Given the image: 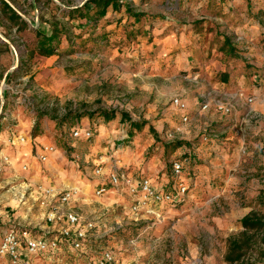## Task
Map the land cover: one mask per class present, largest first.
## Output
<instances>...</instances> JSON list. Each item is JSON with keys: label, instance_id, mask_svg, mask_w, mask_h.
<instances>
[{"label": "rangeland", "instance_id": "obj_1", "mask_svg": "<svg viewBox=\"0 0 264 264\" xmlns=\"http://www.w3.org/2000/svg\"><path fill=\"white\" fill-rule=\"evenodd\" d=\"M0 1L23 21L12 22L0 2V132L29 135L39 125L40 143L53 145L57 153L41 166L45 186L38 182L30 188L39 192L37 188L42 187H77L81 196L71 207L80 215L81 226L94 223L81 251L63 245L56 254L65 252L62 258L67 264H91L105 250L112 251L121 264H228V240L240 235V220L251 211L264 213L258 204L264 192V16L256 15L257 10L264 15V0H254L250 12L242 1L222 0L221 12L227 18L212 16L218 13L217 3L208 8L219 0H128L131 11L141 18L134 21L122 14L117 16L120 23L106 27L99 23L96 34L102 30L114 33L117 44L108 46H95L98 43L91 41L81 45L79 41L87 38L86 25L78 20L67 22L65 12L80 8L87 0ZM192 25L202 32L193 31ZM42 26L65 28L68 36L61 38L58 50L48 58L36 51L39 39L35 32ZM130 31L140 35L127 40ZM80 33L82 39H76ZM225 36L236 46L237 61H219L215 49L213 57L206 55L209 41ZM228 70L227 88L209 84L217 82L218 72ZM169 82L178 83L182 91L174 94ZM145 86L150 91L144 92ZM238 92L252 97V104L243 107L235 101ZM173 95L187 105L186 122L167 99ZM221 104L230 113L219 111ZM97 110L114 111L116 117L93 123L85 116L70 117L60 122L66 114ZM120 113L147 126L129 139L118 136L117 156L132 155L131 161L139 162L145 173L163 172L164 179L154 183L164 190L172 182V161L183 162L182 178L188 192L179 206L157 207L148 214L132 211V197L126 190L94 196L96 164L90 159L99 157V152L91 147L98 136L104 141L97 144L107 146L105 138L113 133L112 125L119 126ZM76 120L93 131L90 140L72 138ZM122 124V133H127L129 124ZM186 124L192 138L178 130ZM174 143H182L181 150L167 151ZM136 171L138 177L147 178ZM61 175L63 183H59ZM225 176L229 179L226 185ZM25 177L18 172L0 178L4 185L0 208L10 214L19 211L15 188L27 185ZM12 179L16 184H10ZM29 195L27 191L25 198ZM33 202L31 213L37 217L33 221L44 222L53 204H44L42 198ZM260 244L264 249V243ZM258 253L245 251L234 264H264V256Z\"/></svg>", "mask_w": 264, "mask_h": 264}, {"label": "built area", "instance_id": "obj_2", "mask_svg": "<svg viewBox=\"0 0 264 264\" xmlns=\"http://www.w3.org/2000/svg\"><path fill=\"white\" fill-rule=\"evenodd\" d=\"M234 100L241 102L243 107L249 106L253 102V98L245 95L243 92H238L234 95ZM232 104V103H231ZM172 107L182 113V121L186 122L187 105L179 98L172 100ZM205 108V106L203 107ZM217 109L223 113H230L229 107L224 105H218ZM80 133V135H77ZM71 136L75 140H90L93 137V131L88 128L74 127L71 130ZM168 139H172L171 134H167ZM32 141L33 154L36 159L41 162H47L52 155H55L57 150L53 145H46L37 143L29 135H21L18 133H10L7 136L6 144L11 148L20 144H24L27 140ZM114 152V151H113ZM116 152V150H115ZM183 162L179 160H173L171 163L172 169V182L167 190L163 189V186H158L155 183L148 184L149 178H133L128 174V170L121 166L118 158L111 159V163L107 171L97 164L94 166L92 175L95 178V190L94 196L102 197L116 191L117 193L126 190L129 196L132 197V211H145V213H153L157 207H170L174 208L182 204L188 192V187L185 180L182 178L184 173ZM11 166V159L0 152V175L4 172L5 168ZM22 170H26V166L21 167ZM135 182V190L131 188V184ZM42 193L45 196H52L56 198L59 204L69 206V208L63 212L65 223L64 227L58 230L55 234L42 233L35 238L27 237V232L23 231L19 236L17 228L14 226L8 229L0 238V255L1 259H6V264H34L31 260L32 257L45 254H55L60 250L63 245L70 246L75 251H81L83 249L84 241L89 231L94 228V223H84L81 220L80 215L73 211L71 205L76 202L81 196V191L77 187L68 188L57 195L53 196L52 189H43ZM79 195L75 200H72V196ZM23 196V195H21ZM1 215V214H0ZM61 214L57 211H50L45 220L48 223L61 220ZM9 241H11L9 243ZM31 241V243H30ZM43 245V247L32 248V243ZM5 246L8 247L7 252H3ZM18 246V247H17ZM91 264H121L114 253L110 250L103 251L98 258H96ZM181 264H200L199 261H185Z\"/></svg>", "mask_w": 264, "mask_h": 264}, {"label": "trees", "instance_id": "obj_3", "mask_svg": "<svg viewBox=\"0 0 264 264\" xmlns=\"http://www.w3.org/2000/svg\"><path fill=\"white\" fill-rule=\"evenodd\" d=\"M126 1L128 0H87L80 8L76 9H69L67 12H65V16L67 17V22L72 21H83L86 25V31L87 38L79 41L81 45H84L91 42H97L98 45L95 46H108L111 45V43H115L114 40V33L112 31H100L101 34H96V30L98 28L99 23L104 22L105 26H108L115 23H120L119 19H117L118 15H126L130 20H140L141 15L135 14L131 11L129 3ZM236 2H243V5H245V8L248 12H250L251 8H253V3L250 0H235ZM1 5L5 7V11L9 14V19L12 22H16V24H21L23 21L18 16V14L4 1H0ZM125 2V3H124ZM210 2V1H209ZM218 4L219 7L217 8L216 15H212L214 17L218 18H227L226 14H223L221 12L220 3H222V0H219L218 2H214L211 4V7L208 6V8L215 7L214 4ZM256 15H259V17L264 16L262 11L257 10ZM256 15H249L252 18H255ZM192 30L200 33L202 30L198 28L196 25H192ZM133 31H130V33L126 34L127 40H133L136 38V35H140L139 31L137 33H132ZM35 36L39 39L36 51L37 53L45 58L53 56L58 49L57 45L60 42L61 38L66 36V39L68 38L66 29H58L56 27H53L51 30L47 26H42L35 32ZM76 39L81 40L82 35L81 33L76 36ZM210 48L207 51V57L208 55L210 57H213L212 50H216L220 56L218 57L219 61L221 59H226L228 61H237L238 56L236 53H238L236 46L231 42V40L228 37H222L221 41L218 37H215L214 39H211L209 41ZM230 71H224V72H218L216 74V79L218 83L226 84L228 83V73ZM121 114V119L119 122L122 123H128L129 124V131L127 132L128 138L133 135L134 132L141 133L143 129L147 126V123L138 121H133L128 115L124 113ZM86 117L89 122H94L97 119H102L104 121H113L116 117V113L114 111H101L97 110L94 112H90L84 115L80 114H66L62 119H60V122H67L69 120H72L70 117H75L74 119H78L81 117ZM75 126L77 128H84L82 126V123H79L77 120L75 121ZM149 131L151 134H155V131L151 127H149ZM39 132V125H35L29 134L30 137L35 140L37 143H40L41 140H36V138L39 137L41 133ZM40 138V137H39ZM41 139V138H40ZM182 143H174L170 146L166 147V150H175L180 149ZM261 197L258 200V204L260 207H264V192L261 193ZM240 224L242 227V231L240 235L237 238H232L228 240V251L225 256V262L228 264H234L235 262H238L244 255L245 251H250L252 249L257 250L259 252L258 254L260 256H264V249L262 248L260 243H264V213L259 214L257 211H251L246 216H244L240 220ZM259 237L260 241H256L254 238Z\"/></svg>", "mask_w": 264, "mask_h": 264}, {"label": "crops", "instance_id": "obj_4", "mask_svg": "<svg viewBox=\"0 0 264 264\" xmlns=\"http://www.w3.org/2000/svg\"><path fill=\"white\" fill-rule=\"evenodd\" d=\"M251 2H256V1H252ZM259 1V0H257ZM240 2V1H239ZM229 6H232L231 4H228ZM194 38V37H193ZM195 41V39H193ZM195 42H193L194 44ZM195 45V44H194ZM194 48H198V46H194ZM193 48V50H194ZM208 49V48H207ZM211 84V86L213 88H217L219 89L221 88H227L229 86V83L223 84V83H209ZM189 112V111H188ZM118 122V121H115ZM159 123V122H157ZM122 125L123 124H119V126L112 125V134L108 135L107 133V139L105 138V142L107 144V146L105 147V145L103 143L101 144H97L100 143L104 137H102L101 141L98 140V138H100L101 136H98V138L96 139L97 141L95 142L94 146L91 147V150H95L96 152H99V157L97 158H91L90 161L94 164H100L103 168L104 171H107L109 168V165L111 163V159L113 158H117L119 159L120 164H123V166L128 170V174L130 177H135L136 178H140L138 176H140V174L138 173V171L136 170H141L139 172H143L145 174V176L149 179H154V181L157 183V179H164L165 174L163 172L160 173V171L158 170H154V172L150 171L145 173V171L143 169L140 168L139 162L133 163L132 160V155H130L129 157H126V159H122L121 157L117 156L116 153H114L113 151L116 150V143L118 140L117 138H119L118 136H120L119 140L122 139H127L128 135L125 131H123L122 133ZM162 125L159 124L158 127H161ZM101 127L98 128V131L100 130ZM144 130V129H143ZM121 131V133L119 132ZM9 132V131H8ZM8 132L5 130L4 132H0V152L4 153L5 155H7L10 159H11V166L9 168H5L4 172L0 175V178H2L3 176H7V174H12L14 173V175H16V173H20V175L26 176V181H27V185L28 187H22L20 190V186L15 188V193H16V203L19 211L15 212V214H10L9 210L7 209H3V207L0 208V225L3 228V230H0V238L1 236L10 228H12L14 226V228H17L19 236L22 235L23 231L27 232V237L25 238H35L37 236H39L40 233H52L55 234L56 232H58L59 229H61L62 227H64V225H66L65 223V219H64V215L62 214L63 212H65L69 206H64L59 204L58 200L54 197H50L45 196V194L42 193L43 189H52L50 187H42V188H37L40 191L39 192H33L32 188H35L36 184H38V182L40 184H42L43 186H45L44 182L42 181V172H41V166H44L47 164L48 161H50V159L52 157H54L55 155H52L49 160L47 162L41 163L39 162L36 157L34 156V152H33V143L32 141H30L29 139L24 143V144H20L16 147L11 148L10 146H8L6 144V139H7V135ZM143 132V131H142ZM10 133H16V131H10ZM115 133V134H114ZM19 134V133H18ZM104 135V134H103ZM28 136V134H27ZM30 137V136H29ZM36 140H41L39 137L36 138ZM104 141V140H103ZM41 144V143H40ZM109 144V145H108ZM112 152V153H111ZM57 153V152H56ZM102 154V155H101ZM91 156H93L91 154ZM100 161H103L102 163ZM130 165L132 167V170L129 171L130 169ZM22 166H26V170H22ZM130 172V173H129ZM156 172V175H155ZM160 174H159V173ZM161 175V178H158V176ZM27 178H29L27 180ZM142 178V177H141ZM14 180V179H12ZM229 179L227 178V176L224 177V184L226 185V182H228ZM17 181H12L10 184L14 185L16 184ZM23 185H25L23 183ZM30 186L32 188H30ZM95 186V185H94ZM41 187V186H40ZM29 188V189H28ZM71 188V187H67L64 186L62 188H57L54 189L55 190V195H57L58 193ZM29 191L30 195L28 198H25V194L26 192ZM42 193V194H41ZM41 194V197H40ZM23 195V196H21ZM37 196V197H36ZM42 198V202H44V204H49L52 203L53 205L51 206V210L53 211H57V213L61 214V220L56 221V222H52V223H48L46 222L45 218H44V222H38L35 223L33 221V218H37L34 216L32 211V207L31 205H33L31 202L36 203L35 200ZM31 203V204H30ZM13 210V209H12ZM11 210V212H12ZM17 210V209H16ZM19 212V213H18ZM25 217H27V219H25ZM35 230V231H34ZM64 254H66L63 251H60L58 254H45V255H38L35 257H32V262L34 264H67L66 260H64L63 258L65 256H63ZM63 257V258H62ZM0 264H6V259H1L0 258Z\"/></svg>", "mask_w": 264, "mask_h": 264}, {"label": "clouds", "instance_id": "obj_5", "mask_svg": "<svg viewBox=\"0 0 264 264\" xmlns=\"http://www.w3.org/2000/svg\"><path fill=\"white\" fill-rule=\"evenodd\" d=\"M169 83L171 84V88H172V91H173L174 94H178V93H180L182 91V89L180 88V85L178 83H171V82H169ZM0 87H3V85L0 84ZM143 91L144 92H148L150 90L148 89L147 86H145ZM167 99L175 100V95H173L172 97H169ZM167 99H166V103H167ZM185 119H187V116H185ZM178 130L180 132L184 133L188 138H192V134L188 131V125L187 124L184 127L180 128ZM77 135H80V133H77ZM100 162L102 163L103 161H100ZM121 166H123V165H121ZM63 181H64V177H63V175H61V179H60L59 183H63ZM154 182H155L154 179H150V180L147 181L148 184H153ZM3 186L4 185H0V187H3ZM21 187H28V185H21ZM131 188H132L133 191L135 190V182H133L131 184ZM54 194H55V190L53 189V195ZM78 195H79V193H77L76 196H72L71 199L75 200ZM83 203L84 204H88V203H90V201L84 200ZM90 211H97V210L96 209H90ZM40 218L42 219L43 217L41 216ZM25 219H27V217H25ZM10 242L11 241H9V243ZM30 243H31V241H30ZM31 246H32V248L43 247V245H39L38 242L37 243H32ZM8 250H9L8 247L5 246V248L3 249V252H7ZM0 255H2V253H0Z\"/></svg>", "mask_w": 264, "mask_h": 264}]
</instances>
